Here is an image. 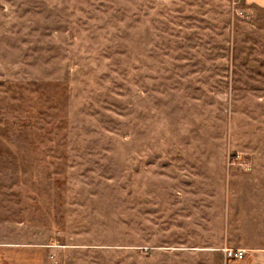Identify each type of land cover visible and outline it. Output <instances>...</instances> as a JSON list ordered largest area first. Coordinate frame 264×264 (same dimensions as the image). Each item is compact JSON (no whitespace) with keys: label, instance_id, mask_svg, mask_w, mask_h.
I'll return each instance as SVG.
<instances>
[{"label":"rangeland","instance_id":"obj_1","mask_svg":"<svg viewBox=\"0 0 264 264\" xmlns=\"http://www.w3.org/2000/svg\"><path fill=\"white\" fill-rule=\"evenodd\" d=\"M256 249L263 9L0 0V264H233Z\"/></svg>","mask_w":264,"mask_h":264},{"label":"crops","instance_id":"obj_2","mask_svg":"<svg viewBox=\"0 0 264 264\" xmlns=\"http://www.w3.org/2000/svg\"><path fill=\"white\" fill-rule=\"evenodd\" d=\"M248 1L251 5L255 6L256 8L264 10V0H248ZM237 260L233 261L232 263L233 264H264V250L254 251L245 261L239 262L241 260L239 261Z\"/></svg>","mask_w":264,"mask_h":264},{"label":"built area","instance_id":"obj_3","mask_svg":"<svg viewBox=\"0 0 264 264\" xmlns=\"http://www.w3.org/2000/svg\"><path fill=\"white\" fill-rule=\"evenodd\" d=\"M224 251L226 255L231 259H244L247 254L246 250L242 248L226 247Z\"/></svg>","mask_w":264,"mask_h":264}]
</instances>
